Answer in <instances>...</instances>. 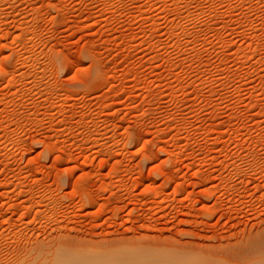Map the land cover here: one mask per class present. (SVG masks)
Instances as JSON below:
<instances>
[{
	"label": "rangeland",
	"instance_id": "obj_1",
	"mask_svg": "<svg viewBox=\"0 0 264 264\" xmlns=\"http://www.w3.org/2000/svg\"><path fill=\"white\" fill-rule=\"evenodd\" d=\"M60 245L264 264V0H0V264Z\"/></svg>",
	"mask_w": 264,
	"mask_h": 264
},
{
	"label": "bare ground",
	"instance_id": "obj_2",
	"mask_svg": "<svg viewBox=\"0 0 264 264\" xmlns=\"http://www.w3.org/2000/svg\"><path fill=\"white\" fill-rule=\"evenodd\" d=\"M64 245V244H63ZM63 248H62V250H61V245H60V247H59V249H57L58 251L56 252V254H57V256H60V258H62L63 256H64V246H62ZM257 248H259V247H257ZM257 248H253L254 249V251H253V253L255 254V253H257L258 252V250H257ZM262 251H263V249H261ZM67 251V250H66ZM257 251V252H256ZM196 253H198V252H196ZM195 252L192 254V256L194 257V258H191V259H183V261H181V264H251V262L253 261V264H254V260H255V258L256 257H253L254 259H251V261L249 262V261H245V262H236V261H234V259H230V258H228V257H221V255H219V256H215V259L214 258H209L208 256H210L211 254H209V255H206L205 253V255H201V253L199 254H196ZM70 253H68V254H66L65 253V255H66V257L64 256V259H61L58 263H56V264H89V263H92V262H99L100 264H107V263H104L105 261H106V259H107V256H105V255H100V257L99 258H94V257H87L86 255H76V256H74L73 258L72 257H67L68 255H69ZM129 254V253H128ZM131 254H133V255H131ZM118 255V254H117ZM117 255H113V258H115V262L113 261L112 262V264H118V263H122V264H135V262L137 263V264H154V262L152 263V261H153V257L150 259L149 257H147V258H149L148 259V261H147V259H146V257H143V258H141V257H139L140 256V254H135V253H130V255H129V258L127 257V260L126 261H124V260H122V261H119L118 259V256ZM120 255V254H119ZM127 255V254H126ZM258 255H259V252H258ZM121 257H125L124 256V254L122 255H120ZM135 257V256H137V257H139V258H135V259H137V260H139V261H134V262H130V260H131V258L130 257ZM142 256V255H141ZM210 257H213V256H210ZM110 258H112V257H110ZM123 258H121V259H123ZM145 258V259H144ZM260 258V257H259ZM259 258H257L256 260H262L263 258H261V259H259ZM130 259V260H129ZM146 260V263H144V261H143V263L141 262V260ZM264 261V260H263ZM139 262V263H138ZM156 263V262H155ZM256 263V262H255ZM261 263V262H260ZM259 263V264H260ZM49 264H51V263H49ZM52 264H54V263H52ZM111 264V263H110ZM156 264H162V263H156ZM163 264H164V262H163ZM257 264V263H256Z\"/></svg>",
	"mask_w": 264,
	"mask_h": 264
}]
</instances>
